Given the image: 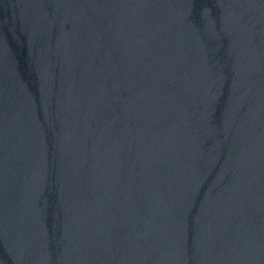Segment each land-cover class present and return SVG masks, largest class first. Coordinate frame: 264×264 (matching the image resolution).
I'll return each instance as SVG.
<instances>
[{"label": "water", "instance_id": "1", "mask_svg": "<svg viewBox=\"0 0 264 264\" xmlns=\"http://www.w3.org/2000/svg\"><path fill=\"white\" fill-rule=\"evenodd\" d=\"M0 264H264V0H0Z\"/></svg>", "mask_w": 264, "mask_h": 264}]
</instances>
